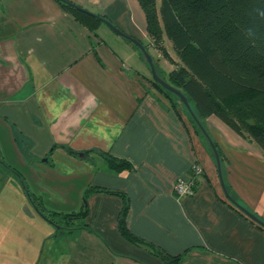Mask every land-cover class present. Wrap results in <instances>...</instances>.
I'll use <instances>...</instances> for the list:
<instances>
[{"label": "crops", "instance_id": "0c3cea01", "mask_svg": "<svg viewBox=\"0 0 264 264\" xmlns=\"http://www.w3.org/2000/svg\"><path fill=\"white\" fill-rule=\"evenodd\" d=\"M69 1L141 43L165 75L172 70L152 46L137 0ZM132 44L102 22L90 30L57 0H0V160L46 209L76 212L84 201L87 208L86 226L56 231L43 218L39 225L24 194L27 202L13 196L14 216H22L13 233L0 230V261L9 252L15 260L4 264H166L118 231L127 202L128 230L181 254L179 264H264V229L226 201L214 157L152 85ZM203 125L222 153L229 195L264 221V153L216 116ZM103 153L132 167L112 171ZM194 164L203 169L194 193L176 198L174 182L188 180Z\"/></svg>", "mask_w": 264, "mask_h": 264}, {"label": "trees", "instance_id": "16d2710c", "mask_svg": "<svg viewBox=\"0 0 264 264\" xmlns=\"http://www.w3.org/2000/svg\"><path fill=\"white\" fill-rule=\"evenodd\" d=\"M57 1L90 30L94 31L101 23L93 17V13L69 0ZM137 1L144 13L146 32L152 46L173 65L172 70L165 75L153 61L157 76L186 97L203 127L206 118L216 116L240 136L254 142L264 153V0ZM166 41L170 44L174 58L167 51ZM132 45L146 61L139 48ZM150 81L174 108H181L182 114L213 156L206 137L180 99L155 82L152 76ZM213 143L222 165V153L217 144ZM102 155L112 171L121 172L132 167L130 161L124 158L109 153ZM0 166L12 172L17 179L21 178L19 172L1 160ZM196 178H193L194 189L197 187ZM223 183L226 193L232 199L224 178ZM89 191L84 193V200ZM29 194L42 215L40 217L53 224L56 231L59 227L71 230L73 227L86 226L85 201L78 211L62 214L46 209L32 193ZM226 201L242 212L229 199L226 198ZM126 204L118 218L117 228L120 234L132 243L145 244L166 264H179L183 257L181 254H167L154 244L140 240L128 230L124 222ZM256 224L264 229V226Z\"/></svg>", "mask_w": 264, "mask_h": 264}, {"label": "water", "instance_id": "95a60500", "mask_svg": "<svg viewBox=\"0 0 264 264\" xmlns=\"http://www.w3.org/2000/svg\"><path fill=\"white\" fill-rule=\"evenodd\" d=\"M93 17L97 18L98 20H100L103 24H105L108 28H110L115 34L129 40L130 42H132L135 46H137L139 48V50L143 53L146 62L148 64V67L150 69V74L153 78V80L155 82H157L160 86H162L164 89L174 93L182 102V104L186 107V109L188 110V112L190 113V115L192 116L193 120L196 122V124L198 125V127L200 128L201 132L204 134V136L206 137L209 146L213 152V156L215 159V164H216V169H217V174H218V179L220 182V185L222 187V190L224 192V195L226 196L227 199L230 200V202L234 203L244 214H246L250 219H252L253 221H255L256 223L260 224L261 226H264V221H261L260 219H258L255 215H253L252 213H250L248 210H246V208L238 205L236 202H234L232 199H230V197L228 196V194L225 191L224 188V183H223V178H222V173H221V165H220V158L218 155V152L216 150V147L214 146V143L212 141V139L210 138V136L208 135L207 131L205 130V128L200 124V122L198 121L196 115L193 113V111L191 110L188 101L186 99V97L177 89L171 87L167 82H165L164 80H162L160 77L157 76L155 68H154V64H153V60L151 58V56L146 52L145 48L134 38L129 37L125 34H123L122 32H120L116 27H114L110 22H108L106 19L96 15V14H92ZM79 156H82L81 153L78 154ZM43 161H47V158H44ZM19 185L21 187V190L23 191V194L25 195L28 203L30 204V206L34 209V211L42 217L40 211L34 206L32 199L30 197L29 191L26 188L25 184L23 183L22 179L19 178Z\"/></svg>", "mask_w": 264, "mask_h": 264}, {"label": "rangeland", "instance_id": "374dc122", "mask_svg": "<svg viewBox=\"0 0 264 264\" xmlns=\"http://www.w3.org/2000/svg\"><path fill=\"white\" fill-rule=\"evenodd\" d=\"M172 54H173V52H172ZM182 108H184V110H185V107L183 105H182ZM5 176H8V175H5V173L0 171V192L3 189L2 187H4V190H5L3 192V194H1V196H0V216H5V219H3V217L1 219V217H0V230L2 227L3 228L8 227L7 232L10 231L11 233H13L15 230V227L18 223L17 221L19 219L21 220L22 214L19 213L18 218H16L14 216V214L18 212V210L16 209V208H18V202L16 201V199H12V198L15 195H19L21 202H27V201L23 195V192L21 191V189L19 187V184L17 182H15V180L10 178L9 176L7 178ZM14 186H15V188H14ZM14 190H16V193ZM12 191H14V193H12ZM31 208L32 207L28 204V210H31L33 212V210ZM38 218H39V220H38L39 225L45 224V222L43 221V219L41 217L38 216ZM5 222L7 223V225H3ZM36 227L39 229V232H38L39 236H41V234L44 233L43 227H41V226L39 227L38 225ZM46 247H47V245L44 246L45 249H46ZM40 248H41V245H40ZM1 256H2V261H0V264H4L5 261L7 263L8 260L9 261L12 260L13 262L15 260V255L9 254V252H6L5 254H4V252H1Z\"/></svg>", "mask_w": 264, "mask_h": 264}, {"label": "built area", "instance_id": "2783aa9c", "mask_svg": "<svg viewBox=\"0 0 264 264\" xmlns=\"http://www.w3.org/2000/svg\"><path fill=\"white\" fill-rule=\"evenodd\" d=\"M202 172H203L202 167L199 164H194L192 166V176H190L188 180L177 179L174 182L173 187H172L173 195L176 198H181V197H184V196H191L194 193V191H195V189H194V179L193 178H196L197 176L201 175ZM181 181L190 190V192H191L190 195H187V194L182 195L183 189L179 187Z\"/></svg>", "mask_w": 264, "mask_h": 264}, {"label": "clouds", "instance_id": "9594fccd", "mask_svg": "<svg viewBox=\"0 0 264 264\" xmlns=\"http://www.w3.org/2000/svg\"><path fill=\"white\" fill-rule=\"evenodd\" d=\"M38 100H39V97H38ZM86 101H91L92 104H95L96 97L94 95H89L88 97H86ZM119 132H120L119 129H114L113 135L117 136V135H119ZM121 175L122 176H126V173H122ZM179 187L183 189L182 195H184V194L190 195L191 194V192L188 189V187L186 185H184L182 181L180 182ZM177 202L179 203V201H177Z\"/></svg>", "mask_w": 264, "mask_h": 264}]
</instances>
